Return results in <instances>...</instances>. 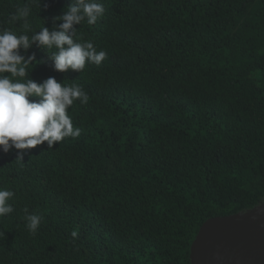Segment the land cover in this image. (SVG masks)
Wrapping results in <instances>:
<instances>
[{
	"label": "trees",
	"instance_id": "1",
	"mask_svg": "<svg viewBox=\"0 0 264 264\" xmlns=\"http://www.w3.org/2000/svg\"><path fill=\"white\" fill-rule=\"evenodd\" d=\"M27 0H0V27ZM77 25L106 59L60 73L46 49L30 78L76 83L78 138L0 152V264H191L201 226L264 203V0H99ZM74 0H44L34 30ZM36 99L38 98H30ZM42 217L33 234L26 213ZM73 232L76 233L73 236Z\"/></svg>",
	"mask_w": 264,
	"mask_h": 264
},
{
	"label": "clouds",
	"instance_id": "2",
	"mask_svg": "<svg viewBox=\"0 0 264 264\" xmlns=\"http://www.w3.org/2000/svg\"><path fill=\"white\" fill-rule=\"evenodd\" d=\"M42 4L44 0H27L23 6L16 7L9 16V23H19V31L0 27V152L8 154L16 150V160L20 161L26 150L45 143L51 150L66 138H78L81 129L74 128L69 109L76 101L82 105L89 102L87 92L76 83H60L54 77L42 83L31 79L30 73L40 61L34 53L25 56L21 50L27 53L33 45L46 49L54 70L60 73L69 70L81 73L86 63L99 66L107 57V53L97 51L91 41H82L76 29L85 21L95 25L104 15L105 8L99 0H74L63 15L53 17L58 26L51 31L45 26L38 31L32 27L33 9L40 10ZM14 195L13 191L0 188V218L13 213L10 200ZM24 212L26 227L34 234L42 217L27 214V208Z\"/></svg>",
	"mask_w": 264,
	"mask_h": 264
},
{
	"label": "water",
	"instance_id": "3",
	"mask_svg": "<svg viewBox=\"0 0 264 264\" xmlns=\"http://www.w3.org/2000/svg\"><path fill=\"white\" fill-rule=\"evenodd\" d=\"M191 264H264V203L207 220L191 246Z\"/></svg>",
	"mask_w": 264,
	"mask_h": 264
}]
</instances>
